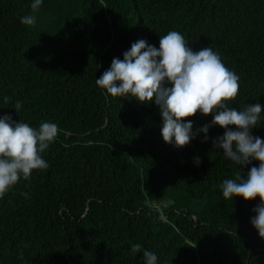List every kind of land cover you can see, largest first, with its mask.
<instances>
[{
    "label": "trees",
    "instance_id": "obj_1",
    "mask_svg": "<svg viewBox=\"0 0 264 264\" xmlns=\"http://www.w3.org/2000/svg\"><path fill=\"white\" fill-rule=\"evenodd\" d=\"M32 2L0 0V116L59 132L41 154L49 166L0 198V264H143L137 243L156 264H264L259 198L220 188L258 162L240 168L212 147L219 126L207 142L166 144L154 101L95 84L132 43L178 31L240 77L229 107L264 105V0H43L35 13ZM29 14L36 24L22 25ZM190 119L195 132L212 116ZM252 134L264 139V112Z\"/></svg>",
    "mask_w": 264,
    "mask_h": 264
},
{
    "label": "clouds",
    "instance_id": "obj_2",
    "mask_svg": "<svg viewBox=\"0 0 264 264\" xmlns=\"http://www.w3.org/2000/svg\"><path fill=\"white\" fill-rule=\"evenodd\" d=\"M42 2L33 0L32 13ZM20 23L34 26L36 16L24 15ZM95 84L113 97L134 99L138 104L154 101L162 118L160 135L166 144L177 148L188 145L199 133L204 134L202 142H207L211 127L223 128V134L212 139V147L221 149L224 157L240 168L258 162L249 168L246 178L237 175L223 181V198H259L250 223L264 240V139L252 134L264 105L253 103L242 110L228 106L239 94L240 77L225 66L218 53L211 47L193 51L181 33L169 31L159 37V47L143 39L132 43L123 59H112ZM20 108L21 103L16 102L15 110ZM197 113L211 114L212 119L194 132L190 118ZM58 132L53 122H42L36 128L13 121L10 115L0 116V198L22 178L29 179L34 170L49 166L41 154ZM196 163H200L198 158ZM131 253L141 254L143 264H156L157 256L138 243L132 245Z\"/></svg>",
    "mask_w": 264,
    "mask_h": 264
}]
</instances>
